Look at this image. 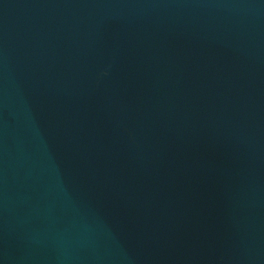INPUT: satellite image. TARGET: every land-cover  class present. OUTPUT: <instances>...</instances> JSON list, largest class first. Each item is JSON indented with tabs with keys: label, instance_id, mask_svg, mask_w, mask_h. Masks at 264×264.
<instances>
[{
	"label": "water",
	"instance_id": "1",
	"mask_svg": "<svg viewBox=\"0 0 264 264\" xmlns=\"http://www.w3.org/2000/svg\"><path fill=\"white\" fill-rule=\"evenodd\" d=\"M0 264H264V0H0Z\"/></svg>",
	"mask_w": 264,
	"mask_h": 264
}]
</instances>
